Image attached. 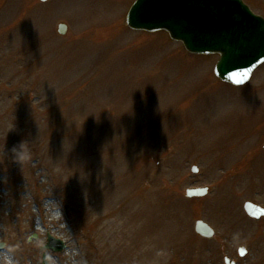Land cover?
Returning a JSON list of instances; mask_svg holds the SVG:
<instances>
[{"label": "rangeland", "instance_id": "rangeland-1", "mask_svg": "<svg viewBox=\"0 0 264 264\" xmlns=\"http://www.w3.org/2000/svg\"><path fill=\"white\" fill-rule=\"evenodd\" d=\"M244 1L264 17V0ZM134 2L0 0V264H112L98 233L115 211L103 223L93 206L112 207L97 189L131 162L153 239L143 264H264V218L244 210L264 208V65L225 84L218 56L130 30ZM202 187L206 197L186 196ZM48 236L66 251L46 250Z\"/></svg>", "mask_w": 264, "mask_h": 264}, {"label": "water", "instance_id": "water-1", "mask_svg": "<svg viewBox=\"0 0 264 264\" xmlns=\"http://www.w3.org/2000/svg\"><path fill=\"white\" fill-rule=\"evenodd\" d=\"M127 24L134 30H165L193 54H220L215 74L234 86L246 84L264 62V19L241 0H138L129 12ZM60 32L65 29L60 28ZM205 189L188 190L187 196L204 197L208 194ZM245 211L254 219L264 217V209L250 202L245 204ZM253 212L257 215L253 216ZM196 232L205 238L214 236L213 229L202 221L196 223ZM46 249L61 252L66 246L50 237ZM240 255L244 256V251L240 250ZM226 264L234 263L226 259Z\"/></svg>", "mask_w": 264, "mask_h": 264}, {"label": "bare ground", "instance_id": "bare-ground-1", "mask_svg": "<svg viewBox=\"0 0 264 264\" xmlns=\"http://www.w3.org/2000/svg\"><path fill=\"white\" fill-rule=\"evenodd\" d=\"M134 166L136 165L131 162L129 170L118 171L120 180L116 186H109L106 181L97 189V192H101L98 197L104 196L105 206L112 203L111 208L101 212L97 201L93 206L94 213L103 223L115 211L114 222L106 223L98 233L103 242L101 246L105 249L104 255L112 261V264H143V254L146 253L143 251V243L150 244L153 240L150 237L147 240L142 239L140 224L142 213L139 199L132 193L138 186L141 176L137 172L134 173ZM105 167L107 168L106 164ZM91 217L90 214L89 219ZM71 259L77 260L76 254L72 255Z\"/></svg>", "mask_w": 264, "mask_h": 264}, {"label": "clouds", "instance_id": "clouds-1", "mask_svg": "<svg viewBox=\"0 0 264 264\" xmlns=\"http://www.w3.org/2000/svg\"><path fill=\"white\" fill-rule=\"evenodd\" d=\"M62 27H64V26L61 25V28H62ZM17 157H19L20 160H23V159L26 158L25 154H24L23 151H22V145H21L20 150L17 152ZM204 191H206V189H205ZM252 215H253V216H256L257 213L253 212ZM209 234H211V233H209ZM243 251H244V250L241 249V252H242V253H243ZM4 264H13V262H12L11 258L8 257V258L5 259Z\"/></svg>", "mask_w": 264, "mask_h": 264}, {"label": "snow or ice", "instance_id": "snow-or-ice-1", "mask_svg": "<svg viewBox=\"0 0 264 264\" xmlns=\"http://www.w3.org/2000/svg\"><path fill=\"white\" fill-rule=\"evenodd\" d=\"M245 75H246V73H245ZM240 81L239 80H237V83H239Z\"/></svg>", "mask_w": 264, "mask_h": 264}]
</instances>
